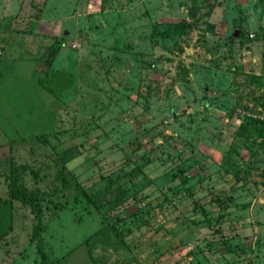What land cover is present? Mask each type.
<instances>
[{"label":"rangeland","instance_id":"obj_1","mask_svg":"<svg viewBox=\"0 0 264 264\" xmlns=\"http://www.w3.org/2000/svg\"><path fill=\"white\" fill-rule=\"evenodd\" d=\"M253 114L264 0H0V264H264Z\"/></svg>","mask_w":264,"mask_h":264},{"label":"trees","instance_id":"obj_2","mask_svg":"<svg viewBox=\"0 0 264 264\" xmlns=\"http://www.w3.org/2000/svg\"><path fill=\"white\" fill-rule=\"evenodd\" d=\"M251 119L255 121L259 120L255 117H251ZM259 121L262 122V124H264L263 121L261 120ZM8 192L12 197L18 199L22 204H28L31 207V210L34 212V218H35V222L32 227L31 238H37L39 231L41 230V220H40V213L34 204V199L30 195H25L23 192H20L17 188L10 189L8 190ZM38 251L42 264H46L44 260L45 259L44 252L39 246H38Z\"/></svg>","mask_w":264,"mask_h":264},{"label":"built area","instance_id":"obj_3","mask_svg":"<svg viewBox=\"0 0 264 264\" xmlns=\"http://www.w3.org/2000/svg\"><path fill=\"white\" fill-rule=\"evenodd\" d=\"M252 117L259 118L264 122V117L259 116L258 114H256V115L253 114Z\"/></svg>","mask_w":264,"mask_h":264}]
</instances>
